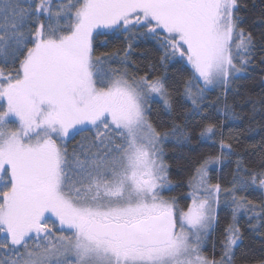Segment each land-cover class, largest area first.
Instances as JSON below:
<instances>
[{
    "label": "snow or ice",
    "instance_id": "snow-or-ice-1",
    "mask_svg": "<svg viewBox=\"0 0 264 264\" xmlns=\"http://www.w3.org/2000/svg\"><path fill=\"white\" fill-rule=\"evenodd\" d=\"M244 9L239 0H0V264H264V250H242L240 227L243 216L264 221V145L258 157L240 152L213 114L240 119L227 95H239L233 85L258 55L264 64V32L242 26ZM109 35L126 46L96 55L94 40ZM145 39L161 67L180 64L174 81L155 65L130 70L133 43ZM217 87L222 108L221 97L207 100ZM245 103L264 115V95ZM153 104L166 116L191 107L154 122ZM191 129L218 151L189 158L181 207L163 194L174 186L164 143L190 142ZM222 206L231 222L219 255L216 243L208 254Z\"/></svg>",
    "mask_w": 264,
    "mask_h": 264
},
{
    "label": "trees",
    "instance_id": "trees-1",
    "mask_svg": "<svg viewBox=\"0 0 264 264\" xmlns=\"http://www.w3.org/2000/svg\"><path fill=\"white\" fill-rule=\"evenodd\" d=\"M242 5L246 6V9L241 11V15L245 18V22L242 25L257 36L264 32V23H260L261 17H264V0H239ZM126 46L124 36L114 37L99 36L94 40V49L96 55L103 53L113 52L117 49H122ZM160 51L157 44L151 40H137L133 43V53L131 60L137 65L133 68L129 65L130 70H140V74L148 65L156 66V75L168 76L169 81H174L177 77V72L180 69V64H168L166 67H161L158 57ZM259 55L254 59V66L250 67L248 72L239 80L235 82L233 87L238 90L239 95L236 92H229L227 95V103L233 105L234 110L240 116L238 120L225 119L222 114L213 113L216 122L219 123L223 129L224 138L237 137V142L234 146L238 147V150L242 153L247 152L249 155L253 153L258 157L264 145V115L260 114L257 105V113L251 111V105L245 103L246 98L251 96L259 99L261 95H264V64L259 63ZM113 66L119 67L118 64ZM185 77L188 72H184ZM179 98V93H177ZM217 97H221V89L216 88L207 94L208 101H216ZM160 105L153 104V116L152 119L155 122L157 119L156 113H160V118L165 121H171L175 119L177 115L191 107L190 104H184L182 107L180 104L176 105V110L173 116H166L163 112H160ZM218 107H223V97H221ZM193 123L199 121L200 117H190ZM182 122V121H181ZM170 123L166 124V127H170ZM251 127V131L249 128ZM193 132L190 142L177 143L174 140H169L164 143L165 150V162L169 165V178L173 181L174 186L171 190L166 191L167 197H176L181 207H185L190 200L186 198V194L189 189L186 186V181L190 175L188 168V160L192 157H198L201 153L206 151L216 152L217 148H213L210 144L203 143L198 137L197 133L199 129H191ZM85 134L77 135L75 139L69 141V148L75 145L78 141H81L82 136ZM231 167H234L231 166ZM230 168L223 170L225 179H230ZM213 182H216L213 179ZM249 199L253 201H259V193H244ZM250 215V214H249ZM231 222V210L227 207H221L219 211V223L216 226L215 232L210 235L207 246L205 247V253L211 254L213 251L212 245L216 243L217 255H219L218 241L222 238L224 228ZM255 226V230H253ZM240 227L244 235V241L242 244V250H251L250 254L259 256L261 251L264 250V221L257 219H249L248 216L240 218Z\"/></svg>",
    "mask_w": 264,
    "mask_h": 264
},
{
    "label": "rangeland",
    "instance_id": "rangeland-1",
    "mask_svg": "<svg viewBox=\"0 0 264 264\" xmlns=\"http://www.w3.org/2000/svg\"><path fill=\"white\" fill-rule=\"evenodd\" d=\"M166 191L163 193L165 195ZM166 196V195H165ZM167 197V196H166Z\"/></svg>",
    "mask_w": 264,
    "mask_h": 264
}]
</instances>
